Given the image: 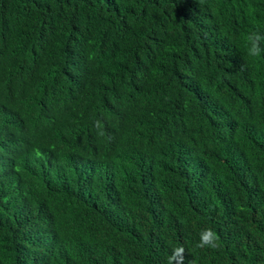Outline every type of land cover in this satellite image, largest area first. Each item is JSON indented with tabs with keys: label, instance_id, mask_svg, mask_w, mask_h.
Masks as SVG:
<instances>
[{
	"label": "trees",
	"instance_id": "obj_1",
	"mask_svg": "<svg viewBox=\"0 0 264 264\" xmlns=\"http://www.w3.org/2000/svg\"><path fill=\"white\" fill-rule=\"evenodd\" d=\"M253 31L264 0H0V264H264Z\"/></svg>",
	"mask_w": 264,
	"mask_h": 264
},
{
	"label": "clouds",
	"instance_id": "obj_2",
	"mask_svg": "<svg viewBox=\"0 0 264 264\" xmlns=\"http://www.w3.org/2000/svg\"><path fill=\"white\" fill-rule=\"evenodd\" d=\"M245 46H246V55L251 58L260 57L264 53V48L261 47V44L264 43V35H261L259 31H253L245 34L244 36ZM245 66L241 65L243 70ZM200 240L197 244V247L200 248H215L216 241L218 237L216 233L211 229H204L199 234ZM184 253L185 249L183 246L173 248L171 254L166 258V264H184Z\"/></svg>",
	"mask_w": 264,
	"mask_h": 264
}]
</instances>
